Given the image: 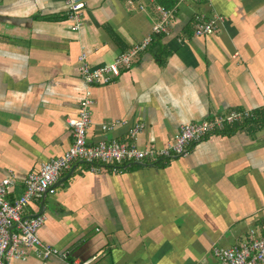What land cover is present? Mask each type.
Masks as SVG:
<instances>
[{"label": "crops", "instance_id": "crops-1", "mask_svg": "<svg viewBox=\"0 0 264 264\" xmlns=\"http://www.w3.org/2000/svg\"><path fill=\"white\" fill-rule=\"evenodd\" d=\"M155 1L88 0L77 32L68 0H0V177H14L11 201L29 173L73 144L66 122L84 94L80 55L98 68L152 36ZM178 1L170 32L94 88L89 144L130 142L143 123L137 147H163L183 125L264 108V0ZM197 13L222 18L215 34L194 36ZM158 48L168 53L164 66ZM72 168L55 195L25 211L45 216L39 238L72 260L11 264H216L215 247L239 244L264 222V129L209 137L167 164Z\"/></svg>", "mask_w": 264, "mask_h": 264}, {"label": "built area", "instance_id": "built-area-1", "mask_svg": "<svg viewBox=\"0 0 264 264\" xmlns=\"http://www.w3.org/2000/svg\"><path fill=\"white\" fill-rule=\"evenodd\" d=\"M87 2L88 0H68V17L73 22L74 31L79 32L82 29V12ZM157 11L160 19L152 28V36L118 55L112 64L92 68L86 53L80 55L79 72L85 89L77 118L68 119L66 122L74 138L71 148L63 156L43 164L38 171L29 173L22 194L13 201L9 199V190L13 186L14 177H0V264L24 262L32 256L43 261L72 260L69 251L47 245L39 238L38 233L44 226L45 216L27 217L25 211L32 202L41 200L44 195H55L60 176L75 163L84 162L83 164L89 165L91 173H98L100 167L113 168L117 172L126 164H166L188 156L195 145L209 137L220 136L228 126L254 117V111L233 110L198 123L186 124L163 147L153 144L143 149L137 147L135 140L144 128L143 123L136 124L130 130V142L114 140L95 145L88 143L92 108L95 105L94 88L113 83L122 72L129 70L134 59L151 45L153 35H167L170 32L173 13L159 6ZM221 22L220 16L208 17L204 13H197L193 18V34L195 37L211 36L217 32ZM126 124L127 122L113 123L103 126L102 129L112 130L117 125ZM213 257L216 264H264V222L260 229L249 230L247 237L239 244L228 248L215 247Z\"/></svg>", "mask_w": 264, "mask_h": 264}, {"label": "trees", "instance_id": "trees-1", "mask_svg": "<svg viewBox=\"0 0 264 264\" xmlns=\"http://www.w3.org/2000/svg\"><path fill=\"white\" fill-rule=\"evenodd\" d=\"M156 7H162L163 9L170 11L173 13L174 19L177 15V10H178V4L179 1L178 0H156ZM155 7V10L157 9ZM157 11V10H156ZM160 17V16H159ZM173 19V20H174ZM192 30H193V19L190 22ZM189 27V26H188ZM164 36L162 35H153V39H152V43L150 45L153 46L152 44L154 43L155 39H159V37ZM149 48V47H148ZM147 48V49H148ZM146 49V50H147ZM156 62L160 65V66H164L166 64V60L168 57V53L165 52L164 50H161L160 48L156 49L153 53ZM255 115L252 119L249 120H245L243 123H239V124H234L232 126H228L225 131H223L221 133L220 136H229L232 135L236 130L238 129H246V130H262L264 129V108L261 110H256L254 111ZM167 164V163H166Z\"/></svg>", "mask_w": 264, "mask_h": 264}, {"label": "water", "instance_id": "water-1", "mask_svg": "<svg viewBox=\"0 0 264 264\" xmlns=\"http://www.w3.org/2000/svg\"><path fill=\"white\" fill-rule=\"evenodd\" d=\"M81 164H83L84 162H80ZM140 165H143V164H140ZM73 172V168L71 169V173ZM60 185V181H58L57 185L56 186H59ZM47 195H44L43 198H42V201H44L46 199ZM41 215V214H40ZM39 216V215H38ZM32 217H36V216H32Z\"/></svg>", "mask_w": 264, "mask_h": 264}]
</instances>
